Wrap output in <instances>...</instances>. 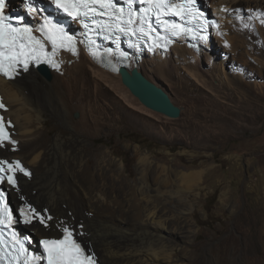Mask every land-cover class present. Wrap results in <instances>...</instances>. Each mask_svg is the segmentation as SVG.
Instances as JSON below:
<instances>
[{
	"label": "bare ground",
	"instance_id": "obj_1",
	"mask_svg": "<svg viewBox=\"0 0 264 264\" xmlns=\"http://www.w3.org/2000/svg\"><path fill=\"white\" fill-rule=\"evenodd\" d=\"M222 1L217 8L223 6L226 12L213 14L221 23L215 36L226 51L236 52L242 10L264 39V0ZM209 4L215 5L213 0ZM211 46L212 41L194 54L179 41L166 54H143L129 69L136 68L175 105L191 107L182 119L187 124L200 105L218 106V97H234L226 92L234 91L232 80L220 73L224 67L215 62ZM69 60L62 74L50 72V80L37 69L13 81L0 77L1 99L8 107L5 116L13 122L18 140L16 159L32 171L29 180L20 177V194L52 217L47 228L32 225L35 237L58 236L63 223L97 253L100 264H187L194 230L186 217L205 170L177 169L132 146L137 177L125 178L122 160L109 159L111 152L91 151L96 140L119 130L127 120H165L141 104L118 72L99 68L84 54ZM256 64L264 68V62ZM203 90L212 97L202 96Z\"/></svg>",
	"mask_w": 264,
	"mask_h": 264
},
{
	"label": "rangeland",
	"instance_id": "obj_2",
	"mask_svg": "<svg viewBox=\"0 0 264 264\" xmlns=\"http://www.w3.org/2000/svg\"><path fill=\"white\" fill-rule=\"evenodd\" d=\"M213 1L216 6L209 4L212 15L214 10L226 12L223 6L217 8L222 0ZM239 15L242 29L236 32L241 33L236 52L226 51L216 36L210 49L215 62H222L220 73L232 80L234 91L226 90L232 99L215 97L218 106L200 105L187 124L182 119L192 108L181 104L177 105L182 108L178 119L156 113L164 124L147 122L146 117L138 122L127 120L91 146V151L111 152L109 159L122 160L125 178L137 177L132 146L177 169L205 170L186 217L194 230L187 246V264H264V68L256 64L264 62V39L263 31L244 10ZM200 93L211 96L205 90ZM176 255L175 259L179 252Z\"/></svg>",
	"mask_w": 264,
	"mask_h": 264
},
{
	"label": "snow or ice",
	"instance_id": "obj_3",
	"mask_svg": "<svg viewBox=\"0 0 264 264\" xmlns=\"http://www.w3.org/2000/svg\"><path fill=\"white\" fill-rule=\"evenodd\" d=\"M22 2L28 15L43 11L35 7L34 0ZM122 2L126 6H121L120 0H50V4L56 10L79 22L86 30V46L93 57H99L101 54L95 50L96 41L89 35L90 33L101 35L105 40H114L117 44L120 34L136 37L137 42L147 38L145 43L150 42L149 50H152L167 47L172 43L171 37L192 35L195 38L198 33L190 25L196 23L198 27L204 28L208 23L204 13L197 8V0H122ZM134 4H138L139 8L134 7ZM5 8L6 0H0V74L11 78L19 68L27 71L29 65L33 63H47L59 70L60 64L55 57L60 50L77 55L76 39L65 31L62 24L49 16H44L43 22L34 29L23 23L22 16L6 15ZM166 17H176L180 22ZM261 23H264V20ZM200 39L206 37L200 36ZM47 45L51 46L50 52L47 51ZM105 55H111V50H106ZM120 56L126 58V53L120 52ZM115 70L113 68V71ZM3 107L4 105L0 104V108ZM6 140H9V136L3 118H0V143ZM16 172L29 175L19 161L0 160V174H3L0 175V180L6 177L7 183L14 188ZM19 215L25 224H32L33 220H38L46 228L49 227L48 222L52 220L51 216L41 215L28 204L19 209ZM17 222L13 210L6 202L5 194L0 192V264H96L94 256L88 254L87 249L74 238V231L63 223L59 225L62 236L40 240L43 254L34 255L25 247L24 240L18 238L17 233L12 230Z\"/></svg>",
	"mask_w": 264,
	"mask_h": 264
},
{
	"label": "water",
	"instance_id": "obj_4",
	"mask_svg": "<svg viewBox=\"0 0 264 264\" xmlns=\"http://www.w3.org/2000/svg\"><path fill=\"white\" fill-rule=\"evenodd\" d=\"M37 70L45 79H51L50 71L44 66H39ZM119 74L122 83L146 108L171 119L180 117L182 108L175 105L161 88L146 79L136 68L121 67Z\"/></svg>",
	"mask_w": 264,
	"mask_h": 264
},
{
	"label": "flooded vegetation",
	"instance_id": "obj_5",
	"mask_svg": "<svg viewBox=\"0 0 264 264\" xmlns=\"http://www.w3.org/2000/svg\"><path fill=\"white\" fill-rule=\"evenodd\" d=\"M3 154H4V156H5L7 159H10L11 157L16 158V154H15V155H14V154H11L10 156H7V155H6V151H4ZM0 156H1V155H0Z\"/></svg>",
	"mask_w": 264,
	"mask_h": 264
}]
</instances>
